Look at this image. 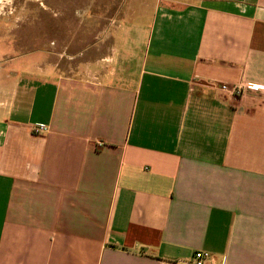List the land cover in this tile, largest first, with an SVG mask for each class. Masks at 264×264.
<instances>
[{
    "label": "crops",
    "instance_id": "crops-1",
    "mask_svg": "<svg viewBox=\"0 0 264 264\" xmlns=\"http://www.w3.org/2000/svg\"><path fill=\"white\" fill-rule=\"evenodd\" d=\"M119 10L0 61V264H264V0Z\"/></svg>",
    "mask_w": 264,
    "mask_h": 264
},
{
    "label": "rangeland",
    "instance_id": "rangeland-1",
    "mask_svg": "<svg viewBox=\"0 0 264 264\" xmlns=\"http://www.w3.org/2000/svg\"><path fill=\"white\" fill-rule=\"evenodd\" d=\"M122 3L123 0H13L0 13V61L13 57L7 66L31 64L32 52L42 51L55 40L57 51L64 56L93 45L97 35L116 21Z\"/></svg>",
    "mask_w": 264,
    "mask_h": 264
},
{
    "label": "built area",
    "instance_id": "built-area-1",
    "mask_svg": "<svg viewBox=\"0 0 264 264\" xmlns=\"http://www.w3.org/2000/svg\"><path fill=\"white\" fill-rule=\"evenodd\" d=\"M222 88L226 90L227 92L231 94H242L244 92V89L240 85H234V86H229L228 84H223ZM249 89L252 90H261L262 86L257 85V84H252L248 86ZM35 132H43L47 130V127L44 125H39L34 127L33 129ZM193 264H215V258L213 254L204 249L196 250L193 254Z\"/></svg>",
    "mask_w": 264,
    "mask_h": 264
},
{
    "label": "clouds",
    "instance_id": "clouds-1",
    "mask_svg": "<svg viewBox=\"0 0 264 264\" xmlns=\"http://www.w3.org/2000/svg\"><path fill=\"white\" fill-rule=\"evenodd\" d=\"M13 0H0V13L3 12V8L5 5L12 4Z\"/></svg>",
    "mask_w": 264,
    "mask_h": 264
}]
</instances>
